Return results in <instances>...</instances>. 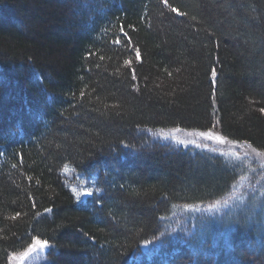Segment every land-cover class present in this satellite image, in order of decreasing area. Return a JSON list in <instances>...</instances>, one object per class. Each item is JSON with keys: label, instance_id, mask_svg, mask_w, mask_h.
<instances>
[{"label": "trees", "instance_id": "trees-1", "mask_svg": "<svg viewBox=\"0 0 264 264\" xmlns=\"http://www.w3.org/2000/svg\"><path fill=\"white\" fill-rule=\"evenodd\" d=\"M261 108L264 0H0V264H264L245 209L173 234L240 172L148 136L264 152Z\"/></svg>", "mask_w": 264, "mask_h": 264}, {"label": "rangeland", "instance_id": "rangeland-1", "mask_svg": "<svg viewBox=\"0 0 264 264\" xmlns=\"http://www.w3.org/2000/svg\"><path fill=\"white\" fill-rule=\"evenodd\" d=\"M189 133L193 132H180L176 130L155 131L151 134L149 133L148 136L152 141L171 146L174 149H190V151L204 152L209 156L219 157L221 158L220 160L225 161L230 167L240 172V179L232 187L228 196L221 200L220 204L216 207H211L216 204L213 203L197 208L199 211L192 210L189 214L183 213V211L176 212L174 215L182 217L178 221L172 220V224L175 223V226H172L171 229L173 234L179 233L186 238L191 233V231H188V226L193 223H207L208 221L222 218L223 215L226 218H231L234 214L232 212L233 209L239 211L245 209L246 212H249L248 224L250 223L254 227H259L264 236V156L257 155V151L254 152L253 149L244 144H237L226 140L221 143L216 140H207L198 135H189ZM212 133L218 135L215 132ZM165 136L168 138L165 139ZM177 141H186L187 143L181 144ZM191 141H195V143ZM197 144L201 146L197 147ZM86 190L83 189L81 192ZM89 196L91 195H83L82 198L85 199ZM225 201H227L226 204L224 203ZM256 214H261V216L256 217ZM255 220H260V222H256ZM226 223L229 224V220ZM24 251L15 254V256L19 257ZM45 252L46 250L40 254V259L30 257L24 261V264H45ZM13 256L10 257L8 264H20L19 259H12Z\"/></svg>", "mask_w": 264, "mask_h": 264}, {"label": "snow or ice", "instance_id": "snow-or-ice-1", "mask_svg": "<svg viewBox=\"0 0 264 264\" xmlns=\"http://www.w3.org/2000/svg\"><path fill=\"white\" fill-rule=\"evenodd\" d=\"M164 3L167 4V0H164ZM172 11L177 12L178 10L173 8ZM181 14L182 13H178ZM130 42V41H129ZM115 43L119 44L120 41L119 39H117L115 41ZM136 58L140 59V53L139 50L136 49ZM125 63H130L129 61H125ZM213 77H215L216 73L215 70H213ZM133 78L135 79V76H133ZM261 112H264V108L260 109ZM163 131V130H161ZM176 131H180V129H177ZM189 135H198L202 138H205L207 140H216L219 141L221 143L224 142V138L218 135H214L211 131H206V132H199V133H189ZM165 139H167L168 137L165 136ZM173 139H175V137H173ZM178 143L184 144L187 143L186 141H177ZM192 143H195V141H191ZM197 147H200V144L196 145ZM253 151L255 152L256 150L253 149ZM259 156H264V152H257L256 153ZM75 191V190H74ZM77 198H79L82 195H92V191L91 190H86L83 192H76ZM225 204L227 203V201L224 202ZM220 204V201H217L215 205H212L211 207H216L217 205ZM186 208L188 210H196L199 211V209L194 208V206L192 205H187ZM45 211H51V209H45ZM37 215H39V213H37ZM146 243H151L150 241L146 242ZM51 246L49 244V242L47 240H41L38 238L33 237V242L27 247V249L19 255V257H16L15 255L12 257V259H19L20 264H24V261L27 260L28 258H33V259H40L41 256L40 254L43 253L46 249H49ZM35 254V255H34Z\"/></svg>", "mask_w": 264, "mask_h": 264}]
</instances>
